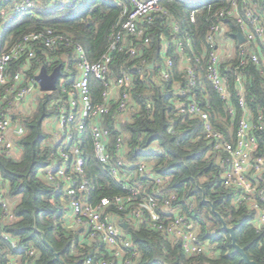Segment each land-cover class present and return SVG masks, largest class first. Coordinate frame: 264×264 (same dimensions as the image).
I'll list each match as a JSON object with an SVG mask.
<instances>
[{"label":"built area","instance_id":"built-area-1","mask_svg":"<svg viewBox=\"0 0 264 264\" xmlns=\"http://www.w3.org/2000/svg\"><path fill=\"white\" fill-rule=\"evenodd\" d=\"M75 1L53 0L50 6L69 5ZM164 1L122 0L119 3L120 15L109 37V51L96 62H90L83 47L73 43L67 33L50 27L30 32L10 47L2 48L0 42V152L8 156L16 154L14 143L8 138L11 126H15L16 137L24 133L22 124L14 117L15 110L36 94L43 93L35 79L40 69L32 77H27L23 72L29 70L26 61L35 59L42 51L45 59L41 67L45 66L48 72V68L54 69L60 59L55 55L58 50L72 49L73 65L61 66L57 88L52 91L56 93L51 101L53 114L44 121V127L48 129L44 143L50 160L42 171V177L61 195L60 199L53 196L51 204L59 206L62 201L68 209L63 225L72 231L71 251L77 253L84 245L94 247L85 264H93V256L98 259L97 264H137L139 251L125 231L138 225L152 229L178 245L180 243L186 257L200 254L213 257V245L200 237L198 225L188 219L180 207L173 206L176 196L161 193L166 180L152 175L149 164L144 160L130 165L125 158L126 147L121 135L116 138L115 160H112L108 148L110 130L104 125L105 117L116 121L134 110L131 91L137 80L148 77L156 82L171 79L175 62L168 54L169 50L178 55L184 74V81L175 87L178 111L201 122L204 138L220 156L218 158L224 168L221 175L223 184L235 190L233 203L253 210L255 226L264 228V157L256 156L259 143L254 133L263 128V122L261 116L254 118L252 109L247 106L244 83V71L250 63L257 67L264 85V0H227L225 6L213 13L215 21L211 23L199 50L193 46L190 31L177 23L163 6ZM33 4L34 0H13L10 10L0 7V41L3 27L16 14H31ZM203 6L210 7L208 4ZM198 10V6L190 10L191 23L195 22ZM226 18H233L238 27L234 38L224 35L228 30L222 20ZM156 21H162L168 27V34L161 35V60L158 64L148 62L141 47H148L147 31ZM239 32L243 36L242 43L237 38ZM114 52H124L125 55L117 72L112 68ZM21 59V68L11 71L10 65ZM231 59L237 62L233 82L239 116L229 103L228 79L220 68L222 60ZM62 60L66 62V59ZM154 67L156 74L150 72ZM91 76L102 84L96 101L90 87ZM201 78L226 104L225 131L216 128L206 94L200 95V90H203ZM234 120L235 125L228 122L233 123ZM89 141L95 160L120 185L123 194L92 201L91 194L95 192L96 185L85 169L86 143ZM136 177L152 178L156 196L142 194L143 184L135 181ZM6 191V187L1 185L0 218L9 222L13 219L14 204L6 197ZM120 222L126 223L127 228H121ZM2 237L19 251L24 250L26 257L33 256L32 248L17 247V239L8 234L3 233ZM6 264L17 262L9 259ZM27 264H32L31 260Z\"/></svg>","mask_w":264,"mask_h":264},{"label":"trees","instance_id":"trees-1","mask_svg":"<svg viewBox=\"0 0 264 264\" xmlns=\"http://www.w3.org/2000/svg\"><path fill=\"white\" fill-rule=\"evenodd\" d=\"M13 1V0H12ZM12 1L1 0L0 7L10 10ZM53 0H34L32 13H19L8 22L2 30L1 46L10 47L16 41L30 32L52 28L67 33L73 43L79 44L85 51L90 62H96L109 51V37L114 31V24L121 12L122 0H76L72 4H56L50 6ZM208 4L210 7H204ZM227 0H166L163 6L170 12L177 23L190 31L193 36V46L199 50L205 35L215 18L213 13L225 6ZM193 6H198L194 23L189 21V12ZM223 21L228 30L226 38H234L237 25L233 18ZM168 34V27L162 21H156L147 31L148 47H143L148 62L158 64L161 60V35ZM39 51L35 59L26 61L29 70L23 71L27 77H32L40 69L45 56ZM168 54L175 65L169 81H154L150 77L137 80L131 91L135 103L134 110L128 111L125 117L112 120L105 117L104 125L110 130L108 142L112 160H115L116 138L121 135L126 147L125 158L130 165H137L144 160L149 164L152 175L163 177L166 182L161 189L164 195L174 194V207H180L185 216L196 223L200 237L208 240L218 254L210 257L206 254L186 257L181 247L164 235L148 229L143 225L129 227L125 233L139 251L137 264H245L240 255L231 246L228 234L220 231V223L212 211V207L227 222L235 227L236 242L249 258L257 264H264V228H257L253 222L255 213L245 205H235L233 199L235 190L224 186L221 175L224 171L220 157L212 150L204 138L202 124L187 114L178 111L176 106V86L184 81V74L179 65V58L172 50ZM60 59L57 65L67 64L72 67V49L64 48L56 52ZM66 59V62L62 60ZM112 68L115 72L124 63V52L113 53ZM23 59L10 65L11 71H17L22 66ZM236 60L221 61L222 75L229 84L230 104L238 108L234 89V67ZM53 69L48 68V72ZM156 74V67L150 70ZM246 103L252 109L254 118L262 117L263 128L255 130L259 148L256 156L264 157V85L263 77L256 66L247 64L245 68ZM206 100L211 106L216 128L225 131L223 126L227 118L224 110L226 104L212 89L210 84L201 78ZM90 87L96 101L100 97L102 84L93 76ZM55 92L36 94L31 100V111L27 114L15 115L22 124L24 133L15 139L16 154L8 156L0 152V180L6 183V197L14 202L13 219L9 222L0 218V261L6 264L9 259H15L17 264H59L54 260L53 251L41 239L38 231L45 233L46 240L59 253L64 264H85L91 256L94 247L84 245L77 253L72 249V231L63 225L64 215L68 211L61 201L59 206L51 204L50 199L56 196L60 199L55 187L42 177V171L48 164L49 150L45 145L48 134L43 128L44 121L51 117L53 109L51 101ZM205 101V100H204ZM231 125H235L228 121ZM85 169L96 190L92 201L106 196L123 194L120 185L116 184L107 174V170L94 158L90 141L86 143ZM19 154V156H18ZM132 168H134L132 166ZM142 182V194L156 196L152 189L153 180L150 177H136ZM190 205L192 208H190ZM56 214V217H54ZM1 217V207H0ZM8 234L17 239V247L27 246L34 250L33 256L26 257L25 251H19L11 246L9 240H4L2 234ZM19 254L20 257L17 255ZM93 264L98 259L93 256Z\"/></svg>","mask_w":264,"mask_h":264},{"label":"water","instance_id":"water-1","mask_svg":"<svg viewBox=\"0 0 264 264\" xmlns=\"http://www.w3.org/2000/svg\"><path fill=\"white\" fill-rule=\"evenodd\" d=\"M237 38L239 40V43L243 42V36L241 35L240 32L237 34ZM60 76H61V65H57L50 73L47 72V69L45 66H42L39 70V73L35 76V79L39 85L40 91L52 92V91L56 90L57 83H58ZM212 211L216 215L217 220L219 221V223L221 225L220 231L228 234V236L231 240V246L234 248L235 253L240 255L242 261L245 264H257L255 261H253L249 258V256L247 255V253L245 251V248L241 247L240 245L237 244L236 237H235V227L228 225L227 222L225 221V219L218 212H216L213 207H212ZM119 225L123 229L127 228L126 223L120 222ZM37 232L40 233L41 239L48 246V248L53 251L54 260L59 262V264H64L62 262V260L60 259L59 253L54 251L51 244H49L47 242L45 233L42 231H38V230H37ZM179 245H180V243H179Z\"/></svg>","mask_w":264,"mask_h":264},{"label":"crops","instance_id":"crops-1","mask_svg":"<svg viewBox=\"0 0 264 264\" xmlns=\"http://www.w3.org/2000/svg\"><path fill=\"white\" fill-rule=\"evenodd\" d=\"M30 102H31V99H29L27 102H26V104L22 107V105H20L19 107H18V110L21 108L22 110L21 111H19V115L20 114H22L23 113V111H24V108H27V109H31V104H30ZM17 113V112H16ZM15 115H17V114H15ZM14 115V117L16 118V116ZM43 128H44V130L46 131V133L48 132V129L46 128V127H44V123H43ZM14 129H15V126L13 125V126H11V128L9 129V131H8V138L12 141V142H14L15 141V139L17 138L16 136H15V134H14ZM18 156H19V154H18ZM4 186V187H6V183L5 182H3L2 180H0V186ZM11 201V200H10ZM13 204H14V202L13 201H11ZM218 253L217 252H215L214 251V254H213V256H215V255H217Z\"/></svg>","mask_w":264,"mask_h":264},{"label":"rangeland","instance_id":"rangeland-1","mask_svg":"<svg viewBox=\"0 0 264 264\" xmlns=\"http://www.w3.org/2000/svg\"><path fill=\"white\" fill-rule=\"evenodd\" d=\"M31 100H35V99H32L31 98ZM26 104V103H25ZM24 104V105H25ZM35 104H36V100H35ZM23 104H22V107L24 106ZM22 109L20 108L19 110H18V108L15 110V112H14V114H18L19 115V111H21ZM31 111V110H30ZM17 112V113H16ZM29 111L27 110V108H24V111H23V113L22 114H27Z\"/></svg>","mask_w":264,"mask_h":264}]
</instances>
